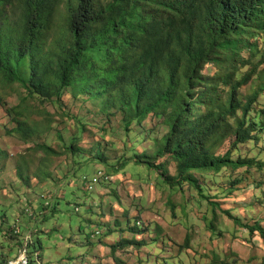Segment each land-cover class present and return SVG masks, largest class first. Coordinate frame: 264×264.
<instances>
[{
  "label": "trees",
  "instance_id": "1",
  "mask_svg": "<svg viewBox=\"0 0 264 264\" xmlns=\"http://www.w3.org/2000/svg\"><path fill=\"white\" fill-rule=\"evenodd\" d=\"M262 38L264 0H0L1 82L24 92L19 103L8 109L13 132L29 141L34 130L25 118L28 101L60 107L67 91L75 98L102 101L105 111L114 109L122 115L127 132L150 116L164 118L168 130L157 148L152 154L136 153L133 164L159 170L161 187L183 194L187 184L206 196L199 173L220 172L224 167L264 168L254 158H232L239 144L256 141L263 128L257 114L251 115L264 90V69L259 70L264 50L261 59L253 62ZM209 65L217 69L212 75L205 72ZM254 79L258 84L251 94H240ZM74 126L76 132L66 141L58 138L62 153L79 163L86 153L78 147L85 129L79 120ZM227 141L229 148L218 152ZM35 147L56 156L47 144ZM90 152L96 160L102 159L98 145ZM127 161L117 168L111 165L115 174L124 170ZM16 171L22 179L21 168ZM87 177L82 179L88 183ZM47 200L42 213L55 209L54 202L49 206ZM247 226L251 232L260 231L264 241L259 221ZM20 228L3 232L4 238L21 237ZM129 230L140 233L142 228L136 222ZM185 243H190L188 236ZM28 244L21 237L17 249L2 247L0 264L22 247L28 250L29 264H35L34 254L39 260L40 255L31 239ZM135 245L147 244L122 238L112 245L111 254Z\"/></svg>",
  "mask_w": 264,
  "mask_h": 264
},
{
  "label": "rangeland",
  "instance_id": "2",
  "mask_svg": "<svg viewBox=\"0 0 264 264\" xmlns=\"http://www.w3.org/2000/svg\"><path fill=\"white\" fill-rule=\"evenodd\" d=\"M258 47L254 64L261 59L264 38ZM263 69L264 64L259 67ZM216 71L209 65L205 72L212 75ZM256 80L241 88L240 94H251ZM0 96V250L17 249L22 237L24 245L30 239L36 245L43 264H264L261 232H251L247 226L259 221L264 227V168L224 167L220 172L199 173L206 196L187 184L185 193L174 192L158 185L159 170L134 165L132 159L136 153L152 154L157 148L168 130L164 118L150 116L142 126L127 132L122 115L114 109L105 111L102 101L75 98L67 91L60 107L28 101L25 118L34 136L25 142L13 132L15 123L8 112L24 96L23 90L3 86L0 78ZM256 114L264 122V90L251 113ZM78 120L85 129L78 147L86 153L75 163L68 153H62L58 136L66 141L76 132ZM262 127L256 134L259 138L239 144L232 158H254L264 164ZM41 144L49 145L56 156L44 155L35 147ZM97 145L103 153L101 160L90 152ZM228 148L229 141L218 152ZM124 160H128L124 170L115 174L111 165L117 168ZM168 166L173 173L174 166ZM98 170L110 179L88 190L82 177L89 180ZM43 193L48 197L45 194L43 199ZM47 198L55 209L42 213ZM25 208L32 212L30 217ZM2 220L6 221L3 226ZM136 222L141 225L140 233L129 230ZM13 226H22V236L4 238L3 232ZM122 238L147 245L119 247L115 260L111 247Z\"/></svg>",
  "mask_w": 264,
  "mask_h": 264
},
{
  "label": "built area",
  "instance_id": "3",
  "mask_svg": "<svg viewBox=\"0 0 264 264\" xmlns=\"http://www.w3.org/2000/svg\"><path fill=\"white\" fill-rule=\"evenodd\" d=\"M110 176L105 171L98 170L97 173L89 180L87 186L90 190L101 183L102 181H108ZM35 264H43L40 262L36 254H34ZM2 264H29V255L26 247H22L14 258L7 260Z\"/></svg>",
  "mask_w": 264,
  "mask_h": 264
}]
</instances>
